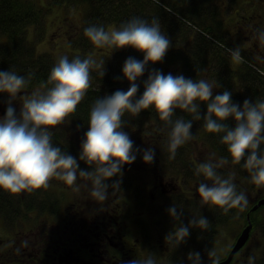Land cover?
Wrapping results in <instances>:
<instances>
[{"label": "clouds", "instance_id": "1", "mask_svg": "<svg viewBox=\"0 0 264 264\" xmlns=\"http://www.w3.org/2000/svg\"><path fill=\"white\" fill-rule=\"evenodd\" d=\"M84 35L96 48H108L111 53L131 47L143 54V59L129 56L123 62L121 77L129 87L111 94L97 96L90 107L87 130L80 143L79 155L53 141L58 126L68 124L92 86V73L105 74V60L92 55L71 59L61 55L50 69L44 86L29 87L32 74L21 75L12 68L0 69V94L6 96V109L0 116V191L10 195L47 189L53 179L62 181L71 190L88 187L96 201H104L110 188L119 189L123 166L131 165L139 153L146 164L155 158L153 146L141 150L125 131V115L137 116L151 109L163 122L169 159H174L179 147L193 139L194 121H202L203 129L219 136L228 155L207 159L197 164L195 174L203 180L196 186L201 207L215 208L224 213L236 208L243 210L249 200L238 189L234 173L222 174L226 164H238L249 173L250 183L264 188V98H245L234 102L233 92L225 88L215 91L218 83L207 77H186L183 73L165 74L158 69L148 71L143 80V92L137 96L139 79L149 65L161 62L172 40L162 30L158 17L148 20L132 16L119 26L89 24ZM256 38L264 43V28L256 30ZM231 60H244L239 47L229 48ZM21 105L17 113L13 102ZM206 108L201 112V106ZM179 111L180 115H177ZM189 118H186L184 114ZM230 121L234 125H230ZM83 162L86 166L81 168ZM116 177L109 183L110 178ZM87 182V183H85ZM168 214L177 223L165 237L175 248L190 235V229L206 231L208 218L201 213L191 215L187 224L181 222L183 209L172 203ZM207 264H221L216 251L207 253ZM247 264H256L257 257L249 255ZM120 264H161L159 256L147 255L121 261ZM183 264V262H180ZM188 264H203L200 251L188 253Z\"/></svg>", "mask_w": 264, "mask_h": 264}, {"label": "flooded vegetation", "instance_id": "2", "mask_svg": "<svg viewBox=\"0 0 264 264\" xmlns=\"http://www.w3.org/2000/svg\"><path fill=\"white\" fill-rule=\"evenodd\" d=\"M234 1H230L231 4ZM215 2L219 3L222 9L226 10L225 12L233 11L240 17L237 21L239 23L237 26L240 25V29H237L235 34L236 37H239V39L241 37L244 41L243 45L240 44L242 46L240 49L248 52L249 56L244 52L246 57H252L256 63H264V43L260 42L255 35L257 29L264 28V0H245L248 6L250 4V8L244 15L239 13V9L236 10V6L230 7L231 4L228 5L229 0H215ZM201 14L202 21L199 22L200 19L197 18L195 21L197 22L196 25L200 23L202 27L209 31L211 29L215 30L213 26L210 27L208 22H205L206 19L203 17L205 12ZM177 21L175 23H178L179 28L182 27V24H187L185 20L181 21V18ZM217 33L219 34V32ZM217 33H213L212 31V34L220 39L228 37L229 34L226 30L220 32L221 36ZM204 35V32H201V34L195 32V36L197 37L194 39L193 48L191 47L192 40L188 39L186 43L189 42L190 46L185 45L182 53L181 45L176 35V41H172V45L176 43V48L172 47L170 49L176 51V60L172 63L176 68V73L174 74L183 73L186 77L195 78V76L199 77L200 74L207 71L208 68L210 69V66H208L209 62H205V64L197 69L195 63L197 60L193 54L189 53L192 50L193 53H199L200 55L201 51L198 49V46L206 44L204 37L209 39L210 44L214 48L219 49L220 47L223 51L227 50L216 38ZM229 41L234 42V39L230 38ZM237 42L239 43V40ZM215 53L220 54L218 57H225L221 53L216 51ZM170 55H165L164 60L166 62H172V59L169 57H173L174 54ZM208 56L209 54L207 55V59L210 60ZM217 72L219 74L216 75V78L218 77L216 80L219 81V78L223 74L221 71ZM221 80L226 81L227 78L225 77ZM224 89L218 84L215 91H223ZM142 92L143 88L139 87L137 95L139 96ZM238 103L242 104V101ZM200 111L203 113L206 111V108L202 105ZM176 114L180 115L182 113L177 111ZM127 117L134 118V116L129 115ZM135 117L139 121L145 117L150 122H156V127H162L161 125L163 124L151 109L144 110ZM199 124H202V121H194L193 126H200ZM156 127L148 126V134L150 136H147L146 142L160 143L161 138L158 133L161 129L160 127H158L159 129ZM56 135H53V141L58 143L55 139ZM130 136L134 142L142 141L141 135L138 133H130ZM75 141L77 142V139ZM61 143L58 144L62 145ZM67 148L68 146L66 147V151H68ZM154 151L155 158L150 164L143 162L139 154L138 157L141 160L137 158L131 165H124L122 171L126 176L121 177L119 189L115 187L110 188V194L104 201L94 200L90 195L89 189L84 190V186L77 191L78 197H80L78 198V202H71L62 211H58L57 204L60 202L58 199L50 198L48 195L45 201L39 200L37 197L39 195L38 190L27 192V194L19 193L17 194L18 196L10 195L2 199L5 203H14L16 206L11 208L14 212L7 213V215L2 214L11 223L12 229L8 230L10 233L8 237H0V264H120L121 261L147 255L148 251L159 256L161 264H176V253L184 252L183 248L188 251L190 249L184 245L175 248L168 240H165L166 234L177 223L169 216L167 210L172 203L182 208L184 207L182 203L194 201L198 198L196 186L199 182L195 179L189 181L187 183L189 189L184 191L183 187H181L182 184L178 182L180 180L179 174H194L197 164L206 159L199 156L200 160L196 159L197 163L194 162V165L176 167L174 159L165 161V154L161 156L158 150L154 149ZM209 153V155L213 156L211 152ZM167 154L169 153L167 152ZM166 157H169V155ZM170 161L172 162L168 166ZM85 166L81 162L80 167L83 168ZM219 171L223 174L226 168L223 166ZM115 179L116 177L110 178L111 181L109 183ZM57 181L60 180L53 179L51 181L52 186H58ZM237 182L239 183V181ZM60 190L64 194H67L70 189L65 186ZM52 192L54 193V191ZM86 194L89 197H86ZM73 203L74 205H72ZM203 207L209 212L206 213V216H208L211 226L212 219L214 221L213 228L210 227L209 231L205 234V236H209L211 235L210 233L215 231L214 228L216 226L226 224L229 213L216 209L213 210V208L210 209L207 206ZM36 208L39 211H46L48 208L52 209L53 213L48 212V215H52L55 222L50 225L48 224V226L41 224V226L31 229L30 233L16 227V220L19 216L24 215L26 212L31 213L34 210L36 211ZM235 212L236 210L231 216L235 217L236 220V217L240 214ZM183 213L184 209L181 215ZM0 219L5 221L3 217H0ZM244 224L243 222V229L246 226ZM218 232L223 233L222 230H218ZM195 237L191 238L190 243L197 246L199 241L196 242ZM237 238L238 235H236L235 242ZM235 242H233L232 247ZM190 243L188 242L187 245ZM171 254L172 256L168 257Z\"/></svg>", "mask_w": 264, "mask_h": 264}, {"label": "rangeland", "instance_id": "3", "mask_svg": "<svg viewBox=\"0 0 264 264\" xmlns=\"http://www.w3.org/2000/svg\"><path fill=\"white\" fill-rule=\"evenodd\" d=\"M50 1L51 0H40V2L44 4H48V2ZM157 1L161 5L163 4L164 6L170 7L171 9L178 11L177 12L178 15L175 16L174 14H172L171 12L169 13L168 10L163 8V10L165 11L164 13L170 14L173 18L176 19V21L180 18L181 21L183 20L188 21L189 19H191L190 15H194L195 13L193 12L195 10L190 8L191 6L192 7L195 5L200 6L202 3L201 13L202 12L204 13L205 10L209 8V6L206 5L209 2V0H157ZM149 2L152 3L151 6L154 5L160 8L162 7L161 5L159 6L157 2H155L154 0H149ZM182 3H185V5H182ZM187 3L190 4L188 5ZM236 4L237 1L235 0L230 7H235ZM176 6H179V8L176 9ZM91 8H92L91 3H85L83 0H69L68 2L64 1L63 4L53 8L49 12V14H46L44 16L43 28L42 27L38 28L37 24L30 25L29 27H27V36L30 41L32 40L35 43L37 53H50L55 58L54 60L58 61L61 55L64 54L68 55L70 49L71 51H73L74 49L72 48V43L69 42L74 37H76L77 31L80 32L82 31V28L85 26V24L90 18L89 16H90ZM197 10H200V8L196 9V11ZM217 10L218 13L215 14L214 17L217 19V21H220V26H217L216 27L217 29L215 28V30H213V33L219 32V34L218 33L217 34L220 35L221 31L226 30L229 31V34L228 37L225 38L222 37L223 40L212 34L214 36L213 38H216L217 41L222 42L224 44V47H226L227 49L242 47L240 44L243 45L244 41L243 39H241V37H240V43L238 42L232 43L229 41L230 38H234V39L239 38V37L236 38L235 32L237 31V29H240V25L237 26L239 24L237 23V21L238 19H240V17L236 15L233 11L225 12L226 10L222 9V7L220 6L217 7ZM246 11H248V9L240 8L239 13L243 14V12L245 13ZM153 17L155 16H151L148 20H151ZM199 19H200L199 22H201L202 21L201 16L199 17ZM198 25H199L198 28L197 27L195 28L194 26H190L187 24L181 25L182 26L181 32L180 31L177 32V38L181 45L182 51H184L185 45H187L188 47L190 46L189 42L186 43L188 39L192 40L191 47L193 48L194 39L197 37L195 36V32L201 34V32L207 31L206 28L201 26L202 24L199 23ZM108 27H112V26H108ZM41 31H42V35L40 34ZM225 35L227 36L226 33ZM174 37L176 39V35ZM204 39H205L204 42H206V44H204L205 47L204 52L207 55L209 54L208 57L210 60L208 66H210V69L208 68V70L200 74L199 77H207L210 80H216V72L221 71L222 74L225 75L226 78H228L227 82L228 83L230 82L231 84L229 85L230 87L229 89L232 90V92L236 91L237 94L235 93L233 94L236 95L237 98L239 99L237 100V102L243 101L244 97L248 98L250 92L252 91H248V89L246 88L250 87L249 86L250 83H254L256 85V82L252 81V79L249 80L248 77L246 78V76H244L245 74L244 75L240 74L242 73L240 69H243L244 66L248 67V64L243 63V61L240 63L233 62L231 60L229 52L223 51V49H221L220 47L219 49L214 48L210 44L208 38L204 37ZM174 46H175L174 44L173 45L171 44L169 50ZM120 49L114 50L112 53L111 50L108 48H96L88 51V54L92 55L97 61L105 60V66H104L105 74L102 77L103 79L102 86L105 90H108L107 88L108 86H112V87L116 86L117 89L119 88L125 90L129 87L128 82L121 77V68L124 61H122L119 58L122 56L125 57V54L122 53ZM130 49L127 52L130 53L127 55L133 56L136 59H143V54L141 52H138L133 48ZM215 51L221 53L225 57H218L220 54H216ZM241 52L243 53L244 51ZM247 60L253 66L249 68L254 73V75L260 78L262 82H264V63H258V62L256 63L253 61L252 57L247 58ZM172 63L173 62H166L163 58L161 62H158L154 65H149L144 75L138 81V83L140 84V88L141 89L143 88V80L147 78L146 75H148V71L151 69L161 70L165 74H167L168 72H171L173 74L176 73L175 65ZM97 71L98 70H96V72ZM234 74L237 75L238 77L237 78L234 77L235 76ZM258 97L264 98L261 95H259ZM13 103L16 108V111H19L21 107L20 103L18 101ZM6 106H7L6 96L0 94V116L4 115L2 113L5 112ZM125 120H126L125 131H128L129 134L138 133L141 135L142 141L141 142L135 141L134 147L139 146V148L143 150L144 148H147L151 145L154 147L155 150H158L160 152L161 156L165 154V159H166L165 161H169V157H166L169 154H167L168 152L167 144H166L167 137L165 131L159 130V133L157 132L158 135H160L159 137L161 138L159 144L157 142H150V141L146 142L147 136L148 137L150 136L148 134V126L156 127L157 126L156 122H150L145 117L139 121L135 116L133 119H131L127 117V115H125ZM161 128L162 127H160V129ZM191 131L194 133L193 139L188 141L185 145L178 148L176 157L174 158V162L176 161L174 165H176V167L194 165V162L197 163L196 159L200 160L199 156H202L206 160L219 159V156L217 157L213 155L214 153L212 147L211 145H209L210 136L209 134L206 133L205 130H203L202 126L192 125ZM85 132L86 130H84L83 128H75L74 126H71V123L69 122L68 124L58 126L54 134H57L55 137V139L57 140L56 142L58 143L62 142L61 143L62 147L64 146V148H66L68 146L67 148L68 152L74 156H77V154L79 155L80 143L81 140L83 139V135ZM75 139H77V142L75 141ZM209 152H211L213 156L209 155L210 154ZM138 155L139 153L137 154V158L140 159ZM137 158L135 160H137ZM162 162L164 163V161ZM171 162L172 161L168 163V166L169 164H171ZM224 167L226 168V171L223 174L228 175L230 173H234V180L236 184H238L237 185L238 189L245 191V193L248 196L249 203L247 207L243 210H239L236 208L230 209L229 210L230 212H228L229 215H227L228 218L226 224L224 223L223 226L222 225L216 226L214 228L215 231L213 233H210L211 235L205 236L206 232L209 231L210 227L213 228V224H214L213 219H212V226L210 223V227L208 230L202 232L198 228L190 229V235L188 236V238L177 246L180 247L181 245H184L186 248L189 247L190 251L199 250L201 253L203 264H207V260L211 259V257H208L207 255L208 251L210 250L209 248L216 251V253L221 256V261L226 258L233 245V242H235L236 235H240L243 230V222L246 224V219L244 220V215L249 211L253 203H255L260 198H264V188L257 187L252 183H248L249 181L247 182V180H245L244 177L241 176V173L238 172L237 168L231 166V164H226L224 165ZM123 176L126 175L123 174L122 177ZM179 177L180 180L177 181L180 182V184H182L181 187H183L184 191H187L189 189V185H187L189 181L195 179L197 182L200 183L203 180L202 176H197L195 173L190 175L188 173H180ZM237 181H239V183ZM56 183L58 184V186H52V184L50 183L47 189H38V194H39L37 196L38 199L41 201H45V198H48L46 197L48 195L50 198L58 199L60 201L57 204L58 211H62L65 207L71 204V202H76V201L78 202V198L80 197H78L77 191L71 190L70 186L64 184L62 181H57ZM65 186L70 189L68 190L67 194H64V192L60 190ZM84 190H88V187H85ZM52 191H54V193ZM1 192L5 196L8 194L7 192H3V191ZM22 194H27V191L22 192ZM15 196L18 195L15 194ZM86 197H89V195L86 194ZM91 201L92 200L90 198V202ZM182 204L184 205V207H182L184 209V213L181 215V222H183L184 224H187L189 222V220L191 219V215H199L201 213L202 215L206 216V213H209L204 209V207H201L199 205L198 198H196L194 201H188ZM72 205H74V203ZM214 209L215 208H213V210ZM51 210L52 209L48 208V210L46 211H39L36 208V211L34 210L31 213L26 212L24 215L19 216V218L16 220L17 222L16 227L20 228L24 232L30 233L31 229H35L36 227L41 226V224L48 226V224L50 225L51 223L55 222V219L52 217V215H48V212H50L51 214L53 213ZM235 210H236L235 213L240 214L239 216L236 217L237 218L236 220L235 217L231 216L234 214ZM85 214L87 213L85 212ZM0 217H3L5 220L2 221L0 219V237H6V236L8 237L10 235L8 230L12 229V225L5 219L4 215L2 216L1 213H0ZM206 217L208 218V216ZM254 218L257 223L256 226H252L249 239L247 240L245 246L240 250L239 253L235 255V257L233 256L234 258L230 264H247L246 258L249 255H253V254L257 258H259V260L257 259L256 264H264V260L260 261L264 252L263 250L264 236L262 235L263 234L262 227L264 225V208L258 211L254 216ZM218 230H222L223 233L218 232ZM193 237L196 238V242L199 241L197 246H194L193 244L190 243L191 238ZM188 242L190 243L189 245H187ZM183 250L184 252L176 253V264H180V262H183V264H188V253L190 251L186 250L185 248H183ZM171 256L172 254L169 255L168 257Z\"/></svg>", "mask_w": 264, "mask_h": 264}, {"label": "trees", "instance_id": "4", "mask_svg": "<svg viewBox=\"0 0 264 264\" xmlns=\"http://www.w3.org/2000/svg\"><path fill=\"white\" fill-rule=\"evenodd\" d=\"M64 1L69 0H51L48 2V4L41 3L40 0H0V69H8L12 68L13 70H16L21 75H27L29 73L32 74L29 87L25 89L24 91H30L37 87H42L45 84V81L47 80L48 73L50 69L52 68L53 64L57 62L54 60L55 58L50 53H37L36 51V45L31 40H29L27 36V27L30 25L37 24L38 28L42 27L44 24V16L46 14H49V12L55 8L63 4ZM85 3H91V11H90V18L85 24V26L82 28V31L76 32V37H74L69 43H72V48L74 49L68 54L69 58L79 55L81 57L88 56V51L92 49H96L95 46H93L89 40L84 35V28L87 27L89 24H103L106 27L108 26H119L122 22L128 20L132 16H141L144 18L149 19L151 16L158 17L161 25L162 30L166 32V34L169 36V38L175 42V35H177V32H181V28H179L178 23L176 22V19L173 18L170 14L164 13L165 11L161 7L157 6H151L152 3L149 2V0H83ZM209 2L206 4L209 6L207 10H205V14L203 17H205V22H208L210 27L212 26H219L220 21H217V19L214 17L216 14L217 6H220V4L216 3L215 0H209ZM214 1V3H213ZM229 0V5L231 4ZM182 2V1H181ZM227 3V2H226ZM188 5L190 3H187ZM228 4V3H227ZM182 5H185V3H182ZM211 5V6H210ZM206 6V7H207ZM167 7V6H166ZM201 5H195L191 6L190 8L195 10L193 12L194 15H190V18L188 21H190L193 24H196V19L199 18L201 14ZM172 14L176 16L175 11L171 9L170 7H167ZM179 8V6H176V9ZM197 10L196 9H199ZM169 12V13H170ZM150 13V14H148ZM178 14V13H177ZM209 18H207V17ZM215 19H214V18ZM213 18V19H211ZM212 20V21H210ZM209 28V26H207ZM204 31L206 33L212 34V29L209 31ZM42 35V31L40 32ZM40 35V36H41ZM176 47V43H173ZM131 47H124L121 48L120 51L125 54V57H120L122 61H125L126 58H128L129 51ZM198 49L201 51L200 55L199 53H193V51L189 52L193 54L195 59L197 60L196 68L198 69L200 66L205 64V62H209L207 60V55L205 54V47L201 44L200 47L198 46ZM131 50V49H130ZM183 51H181L182 53ZM176 51L168 50L166 54H171L173 57H169L172 59V62L176 60ZM106 56V55H105ZM242 75L248 77L249 80L252 79V81L256 82V85L254 83H250V87L246 88L250 92L248 98L249 99H255L259 95L264 97V82L261 81L260 78L256 77L254 73L251 71V69L246 66L243 67V69H240ZM219 74V72L216 73V75ZM239 74V73H238ZM235 75V74H234ZM93 79H92V86L89 88L88 92L86 93L85 98L78 103L76 112L70 117V123L71 126H74L75 128H83L84 130H87V121L89 116V111L92 103L97 98V96L102 97L105 94H111L115 91L116 86H108V90H105L103 88V79L98 75L96 70L92 73ZM234 77H238L235 75ZM233 77V78H234ZM218 78V77H217ZM216 78V79H217ZM225 76H221L219 78L218 84L223 87L229 89L230 82L228 83V78L226 81H223L221 79H224ZM259 83H258V82ZM232 82V81H231ZM233 83V82H232ZM117 89V88H116ZM114 90V91H113ZM107 92V93H106ZM235 94V92H233ZM138 96V95H137ZM247 97H244V99ZM233 101L239 100L236 95H232ZM243 99V100H244ZM186 118H189L186 113L184 114ZM202 126V124H199ZM230 125H234V122L230 121ZM203 128V127H202ZM204 130V129H203ZM207 133V132H206ZM210 136V144L213 150V155L215 156H227L228 152L226 149V146L221 143L219 136L215 134L207 133ZM231 164V163H230ZM231 166L237 168L239 173H241V176L244 177L247 182L249 181L248 176L249 173L246 169L242 168L238 164H231ZM250 183V181L248 182ZM10 196V194H7L6 196L2 194L0 191V213L6 214L14 212L11 210V208L14 205V203L7 204L2 199L7 198ZM264 207L259 208L257 211L250 214V218L252 221L253 226H256V220L254 216L258 211L263 209ZM246 216V215H245ZM262 232L264 236V225L262 227ZM263 245H264V237H263ZM264 248V247H263ZM264 250V249H263ZM259 260V258H257ZM264 260V252L262 255V258L260 261ZM257 261V260H256Z\"/></svg>", "mask_w": 264, "mask_h": 264}, {"label": "water", "instance_id": "5", "mask_svg": "<svg viewBox=\"0 0 264 264\" xmlns=\"http://www.w3.org/2000/svg\"><path fill=\"white\" fill-rule=\"evenodd\" d=\"M260 206H264V198H261L255 203L250 211L246 214V220H247V226L242 230L241 234L238 235L239 237L237 238L234 246L232 247L231 251L229 252L227 258L221 262V264H229L232 260V256H235V253L245 245L246 241L249 238V233L252 227L251 221H250V213L255 211L257 208Z\"/></svg>", "mask_w": 264, "mask_h": 264}]
</instances>
